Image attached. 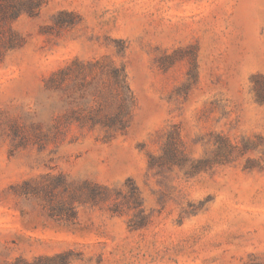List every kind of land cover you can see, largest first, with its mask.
<instances>
[{
    "label": "rangeland",
    "instance_id": "obj_1",
    "mask_svg": "<svg viewBox=\"0 0 264 264\" xmlns=\"http://www.w3.org/2000/svg\"><path fill=\"white\" fill-rule=\"evenodd\" d=\"M0 264H264V0H0Z\"/></svg>",
    "mask_w": 264,
    "mask_h": 264
}]
</instances>
